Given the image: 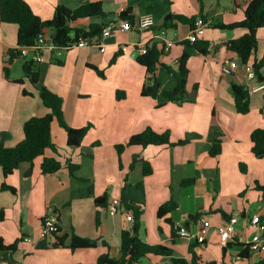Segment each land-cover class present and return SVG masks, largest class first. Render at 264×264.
Masks as SVG:
<instances>
[{"label": "crops", "instance_id": "obj_1", "mask_svg": "<svg viewBox=\"0 0 264 264\" xmlns=\"http://www.w3.org/2000/svg\"><path fill=\"white\" fill-rule=\"evenodd\" d=\"M42 20L53 16L56 5L75 9L82 3L100 2L103 15L79 18L71 27L88 30L91 25H118L127 13L133 17L129 30L117 29L105 38V49L74 47L60 54L50 49L41 52L36 62L39 84L46 86L62 98L65 122L75 128L90 125L79 146L66 144V132L56 120L51 124V136L57 152L50 149L32 163H21L12 174L3 177L14 192L0 188V237L5 243L17 240L11 252L0 250V264H94L101 254L117 259L120 256L121 232L129 230L132 222L123 212L109 215L106 206L97 205L96 198H106V205L125 190L127 200L142 207L139 237L149 244H165L172 256L189 258V244L203 263L255 264L264 257V249H250L248 257L240 252L255 230L248 226V217L258 213L264 221V157L256 158L251 151V132L264 129V79L256 75L247 79L252 69L226 42L246 33V28L224 29L243 19V7L232 8L230 0H25ZM168 14L187 17L203 16L208 23L198 41L208 43L206 55L194 50L187 61L186 91L193 101H168L162 97L164 90L175 86L174 74L166 68L176 69L191 29L189 24L176 23L167 29L169 49L160 56V64L152 75L160 88L155 97L141 95V88L149 76L137 60L147 45L161 41L158 36ZM140 15H151L155 25L143 31L136 29ZM48 39L51 30L43 29ZM17 25L0 21V141L13 146L23 137V123L31 116H43L48 109L42 104L39 91L22 70L23 59L33 58L34 51L25 48L24 58L8 62V50L16 48ZM257 50L250 58L264 54V27L257 30ZM129 44L126 52L118 44ZM138 51L136 54L135 52ZM235 61L233 72L223 71V65ZM250 64V63H249ZM242 65V66H241ZM7 67L9 77H5ZM102 71L97 74L95 69ZM264 77V66L260 69ZM22 79L15 82L14 79ZM244 85L250 94V110L236 112L231 84ZM26 89L31 94L26 95ZM125 93L117 99L116 92ZM157 132L168 130L172 141L187 139L183 145H131L121 155V165L115 145L145 128ZM215 133H221V152L210 156L208 150ZM43 157H57L61 167L43 173ZM135 159L133 167L130 163ZM143 161L152 168L143 175ZM76 164L71 174L67 163ZM241 167L244 168L242 170ZM193 178L188 185L182 180ZM172 199L176 208L162 217L158 207ZM55 213L60 230L53 236L40 240L42 218ZM237 215L235 232L227 246H222L216 227L230 216ZM205 216L211 223L202 243L179 235L180 225L194 231L197 220ZM98 219V225L96 224ZM170 218L171 223L167 222ZM96 239V245L86 248L68 247L71 234ZM30 237L31 241H24ZM44 244V247H38ZM168 259L149 255L138 264Z\"/></svg>", "mask_w": 264, "mask_h": 264}, {"label": "trees", "instance_id": "obj_2", "mask_svg": "<svg viewBox=\"0 0 264 264\" xmlns=\"http://www.w3.org/2000/svg\"><path fill=\"white\" fill-rule=\"evenodd\" d=\"M232 8L243 7L244 17L242 20L229 23L220 24L217 27L224 29H233L236 27L246 28V33L242 36L231 39L226 42V48L235 52L245 64L250 56L257 50V30L260 27H264V0H230ZM103 9L100 2H86L80 4L75 9H69L63 4H58L55 7L53 16L50 19H40L30 8L25 0H0V21L6 23H15L17 25V39L16 48L9 49L8 62L12 63L16 59H23L24 55H21V49L27 48L34 51L33 58L26 60L23 59L22 70L25 76L28 77L31 84L39 91L42 104L48 109V112L43 116L31 115L22 126L24 137L23 139L13 146H6L0 141V169L3 177L6 178L13 171L24 162L32 163L35 158L43 156L46 149H50L53 152H57V145L54 143L51 136V124L53 120H56L60 127L66 132V144L69 147L79 146L84 135L87 133L90 125L75 128L69 126L64 118L62 112V98L49 90L46 86L39 84V70L36 62L38 60L35 57L34 46L36 44L38 34L43 31L44 28L51 30L50 42L56 48H65L66 50L72 48V44L77 42L79 38H90L100 34L103 27L97 25H91L88 30L82 28L71 27L70 23L79 18L91 17L96 15H103ZM121 17L127 19L132 23L133 17L127 13H122ZM204 18L203 16H201ZM197 17H187L179 14H168L161 28L170 29L176 26V23L189 24L191 28L194 25V21ZM184 49L177 60L176 69L166 68L171 71L175 76V86L172 89L164 90L162 97L168 101H193L194 95L197 89V85L193 86V95L190 97L186 91L188 67L187 61L191 53L197 50L200 54L206 55L208 52V43L206 41H187L182 40ZM157 42H153L146 46L143 53L137 56V60L145 67V70L149 76L146 77L141 88V95L155 97L159 91L160 84L153 78L152 75L160 64V56L163 54V44L158 46ZM55 48V49H56ZM264 66V54L261 58H254L252 63V70L256 77L263 80L264 77L260 74V69ZM97 74L102 75V71L93 67ZM5 77H9L7 67H4ZM15 82H21L22 79H14ZM231 91L233 95V102L236 112L245 114L250 110V94L248 89L241 84L232 83ZM22 93L30 95L31 93L26 89L22 90ZM125 93L118 90L116 92V98L124 97ZM252 141L251 151L256 158L264 157V129L256 128L250 134ZM221 133H215L211 139V145L208 150L210 156H217L221 152ZM188 142L187 139H179L172 141L170 132L168 130L163 132H157L150 127L131 135L124 143L115 145L116 152L119 157V165H121L120 155L122 151L131 145H139L146 147L149 145H183ZM135 159L130 163V168L133 167ZM61 167V161L57 157H43L40 168L43 173L54 172ZM67 167L71 174L77 168L76 164L70 162L67 163ZM242 170L243 167L240 166ZM152 172V168L148 162L143 161V175H149ZM193 181V178H186L182 180V185H188ZM2 190L8 189L14 192V187L8 185L3 181L0 185ZM258 189L264 191L263 186H258ZM120 204L123 208L131 210L133 213L132 226L129 230H123L121 232L120 242V256L117 259L111 258L107 254H101L94 264H138L140 259L149 255L160 256L168 259L171 264H215V261H209L203 263L200 257L193 251L192 247L195 244H189L188 249L190 252L189 258L174 257L172 256V250L165 244H149L143 241L139 237V222L142 214V209L132 204L127 200L125 190L121 191L118 196ZM95 203L97 205L106 206V198H96ZM108 204V203H107ZM177 204L170 199L162 203L157 210V216L162 217L167 213L173 211ZM53 214L58 213V210L54 208ZM57 216V230L54 233L59 232V217ZM3 217V211L0 210V220ZM43 219V218H42ZM167 222L171 223L170 218H167ZM96 224L98 225V219L96 218ZM97 240L87 237H81L74 233L71 234L68 247L72 250L76 248H86L96 245ZM228 245V244H227ZM226 245V246H227ZM17 240L12 243H5L0 237V250H8L13 252L16 249ZM38 247H44V244H38ZM250 252V246L245 244L242 248L240 255L242 257H248ZM255 264H264V257L259 258Z\"/></svg>", "mask_w": 264, "mask_h": 264}, {"label": "built area", "instance_id": "obj_3", "mask_svg": "<svg viewBox=\"0 0 264 264\" xmlns=\"http://www.w3.org/2000/svg\"><path fill=\"white\" fill-rule=\"evenodd\" d=\"M207 22L201 16L197 17L194 21L193 27L190 29L187 39L189 41L197 40L198 36L203 34ZM155 25V20L151 15H140L137 19L136 29L139 31H143L147 28H150ZM132 27V23L127 19H122L118 25V28H113V26H105L102 28L100 34L91 36L90 38H79L77 42L72 44V48L74 47H88L94 46L97 47L100 51H104L105 49V38L114 35V32L117 29L120 30H129ZM166 29L162 28L158 36L160 38L161 43L163 44V52L167 51L170 46V41L167 38ZM119 49L123 52H126L129 48V44L123 43L118 44ZM51 44L50 39L46 33L41 31L36 40V44L34 46L35 57L39 61L41 59V52L45 49H50L55 51L57 54H60L65 48H56ZM21 55H25V48L21 49ZM236 62L228 61L223 65V71L230 73L233 72L236 68ZM255 76L254 71L251 69L247 73V79H251ZM139 209L142 207L138 206ZM107 211L109 215H115L119 212H123L125 215V219L132 222L133 213L131 210H127L123 208L120 204L118 197H113L107 204ZM196 229L194 231L187 229L185 226L180 225L178 228V233L180 236L187 239H194L198 243H202L205 239L208 229L211 226L210 221L205 216H200L197 220ZM238 221V216L233 215L230 216L225 222L216 227V231L219 234L220 243L222 246H226L234 235L235 232V224ZM248 226L255 230L254 234L251 236L250 240L247 244L250 246V249H264V221L258 213H253L248 217ZM57 230V216L52 212L48 215H45L42 219L40 230H39V239H45L49 236H53ZM24 241H31L30 237H24ZM147 264H165L163 261L149 262Z\"/></svg>", "mask_w": 264, "mask_h": 264}, {"label": "rangeland", "instance_id": "obj_4", "mask_svg": "<svg viewBox=\"0 0 264 264\" xmlns=\"http://www.w3.org/2000/svg\"><path fill=\"white\" fill-rule=\"evenodd\" d=\"M253 61H254V57H253V59L252 58H249V63H248V65H249V67L250 68H252V63H253ZM247 64H245V65H243V66H248ZM242 66V65H241Z\"/></svg>", "mask_w": 264, "mask_h": 264}, {"label": "water", "instance_id": "obj_5", "mask_svg": "<svg viewBox=\"0 0 264 264\" xmlns=\"http://www.w3.org/2000/svg\"><path fill=\"white\" fill-rule=\"evenodd\" d=\"M136 54L138 53V51L135 52ZM240 61L242 62V59L240 58Z\"/></svg>", "mask_w": 264, "mask_h": 264}]
</instances>
